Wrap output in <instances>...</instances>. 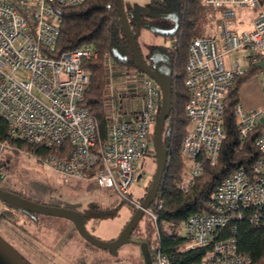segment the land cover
<instances>
[{"label": "built area", "instance_id": "2783aa9c", "mask_svg": "<svg viewBox=\"0 0 264 264\" xmlns=\"http://www.w3.org/2000/svg\"><path fill=\"white\" fill-rule=\"evenodd\" d=\"M84 1L0 0V116L7 123L10 137L46 147L60 146L63 154L34 156L56 171L63 183L93 182L110 187L137 207L140 202L133 201L127 192L141 172L140 160L150 148L160 90L151 77L132 69L124 78L134 86L129 94L141 96L142 103L132 119L113 118L114 106L105 105L104 114L110 123L105 135L99 136L95 117L82 104L89 81L84 63L98 57L97 48L86 42L57 56L51 55L60 31L61 10ZM200 3L215 9V34H194L187 46L184 113L188 123L181 152L188 159V169L179 182L184 191L202 174L205 160L216 161L223 137L224 102L235 77L254 66L255 61L264 62L261 0H200ZM233 6L257 7L251 28L236 31L231 27L235 17ZM170 47L176 49L177 44L171 42ZM243 48L251 51L243 55L235 53L227 63V53ZM102 63L109 77L114 67L112 56L105 54ZM258 68L262 73L263 69ZM113 94L118 101L128 96L116 88ZM232 111L239 135L236 151L249 133L259 127L255 137L259 153L248 169L236 167L216 183L208 210L189 214L183 226L186 240L180 248L205 249L199 260L189 264H250V254L239 250L236 244V221L245 218L264 228V123L261 122L264 106L247 109L238 97ZM10 165L12 162L7 167ZM5 177L6 173L0 172L1 188H8L1 184ZM145 212L156 220L157 214L149 207ZM227 224H231L230 235L218 237L217 231ZM162 225L169 230L166 221ZM150 255L152 264H172L175 256L162 250L159 240L151 245Z\"/></svg>", "mask_w": 264, "mask_h": 264}, {"label": "trees", "instance_id": "16d2710c", "mask_svg": "<svg viewBox=\"0 0 264 264\" xmlns=\"http://www.w3.org/2000/svg\"><path fill=\"white\" fill-rule=\"evenodd\" d=\"M174 1H176V7H178L179 11V14L177 13L178 24L176 29L168 35L174 34L171 42H175L177 47L172 49L169 44L167 48L168 62L165 64L166 72L164 73L171 92L170 112L162 132L167 164L158 193L149 205V209L157 214L156 220H153L145 212L149 218L147 222L149 231L144 240L147 242L149 250L151 245L159 240L162 250L170 256L175 255L172 258V264H189L191 261L199 260L205 253L204 248H180L181 243L186 240V237L181 234V229L189 214L208 210V203L216 183L236 167L248 169L252 159L259 153L255 145V137L259 127L249 133L241 149L236 151L239 145V135L236 131L232 111L233 104L238 98L240 83L259 70V68L256 66L249 67L243 74L235 77L229 95L224 102L223 137L216 161L211 163L205 160L202 174L193 180L188 190H181L179 182L183 178L185 165L181 152V141L188 123L184 113V102L187 98V91L184 85L185 58L189 40L196 34L195 25L199 18L197 7L201 3L200 0ZM125 12L130 29L136 39V32L132 27L133 22H130L128 13L126 10ZM61 13L60 31L51 55L57 56L66 49L86 42H92L98 50L97 58L90 59L84 63L88 68L89 81L84 90L82 104L86 105L90 113L95 117L99 136L103 137L110 123V119L106 118L104 114L106 75L102 63L103 56L109 54L112 56L113 62L122 64L128 69H135L140 73L144 72L138 69L134 61L131 47L122 30L115 0H85L79 5L63 8ZM145 24L147 27H151L149 23ZM129 50L130 52H128ZM130 53L131 56L129 55ZM151 135L152 133L150 137ZM0 141L10 145L16 151L23 149L33 155H44L51 152L63 154L58 145L46 147L10 137L7 134V123L1 116ZM65 146H69L67 142ZM148 188L149 186H147ZM159 203L161 204L160 207H158ZM69 205L72 204L65 206ZM135 209L136 206L133 207V212ZM23 213H26V211L3 201L0 207V222L10 223L12 226H18L23 231H26L23 221H19V217L24 216ZM80 218L83 222L81 215ZM163 221L169 224V230L164 229ZM236 224L235 237L238 249L250 254V264H263L264 228L254 226L245 218L237 220ZM153 232H155L154 235ZM230 233L231 224H227L217 231V236L226 237Z\"/></svg>", "mask_w": 264, "mask_h": 264}, {"label": "rangeland", "instance_id": "374dc122", "mask_svg": "<svg viewBox=\"0 0 264 264\" xmlns=\"http://www.w3.org/2000/svg\"><path fill=\"white\" fill-rule=\"evenodd\" d=\"M157 1L121 0L130 22H133L132 27L136 32L143 58L155 57V61L158 60L157 65L159 63L165 65L168 62L167 48L174 34L163 35L154 30L167 28L171 24V18L161 14L175 9L177 3L174 0ZM235 10L236 21L231 27L236 31L249 28L250 18L258 12L257 7L250 6L236 7ZM197 12L199 18L195 25V33L214 35L215 9L200 4ZM145 23H149L151 27H147ZM250 51V48H243L227 53L225 60L229 63L235 53L243 55ZM129 55L131 56V53ZM251 76L252 74L248 77ZM255 78L264 79V71L256 74ZM129 86L134 88L132 82ZM247 93L251 99L260 103L255 108L264 106L263 86L260 92L250 86ZM159 97L157 115L162 103V94ZM151 133L153 135V130ZM152 135L148 153L139 162L143 175L139 179L135 178L128 188L127 195L135 202H141L145 197L147 184L156 168ZM10 161L12 165L7 167ZM184 161L186 171L188 159L184 158ZM0 172L6 173V177L1 181L2 185L22 193L34 202L63 207L72 204L69 205L70 209L81 215L87 231L102 241H110L117 237L133 214V203L120 197L110 187L98 186L93 182L65 184L56 171L42 165L34 155L23 149L16 151L2 141ZM2 204L3 200L0 199V207ZM32 216L34 217L32 220L31 216H26L28 219L23 215L19 217L26 231L10 223L0 222V238L28 264H144L139 245L149 231L147 229L149 218L145 211L140 215L128 241L118 247L117 254H112L109 250L86 240L77 231L73 222L64 215L35 213ZM181 234H185L184 227Z\"/></svg>", "mask_w": 264, "mask_h": 264}, {"label": "water", "instance_id": "95a60500", "mask_svg": "<svg viewBox=\"0 0 264 264\" xmlns=\"http://www.w3.org/2000/svg\"><path fill=\"white\" fill-rule=\"evenodd\" d=\"M115 4L120 15V21L124 36L131 47L133 58L138 69H140L142 72H144L146 75H148L155 81L162 94L161 109L159 115H157V119L153 127V145H154V153L156 158V168L152 177L150 187L145 197L142 199L139 206L136 207L132 216L124 225L118 236L110 241H102L87 231L80 218V214H78L73 209L63 206H53L43 203H37L26 197L20 196L19 194L14 193L8 189H4L0 187V199L12 205H16L21 208L34 212L64 215L73 222L74 226L76 227L77 231L81 234L82 237H84L86 240H88L89 242L93 243L94 245L100 248L109 250L112 254H117L118 247L128 241L129 236L131 235L137 221L139 220L140 215L145 211L147 207H149V205L151 204L152 200L156 197V194L158 192L159 185L167 164V158L162 141V132H163L164 123L169 115L170 106H171L170 87L164 76V73L166 72L165 65H162V67H160L161 69L155 70L146 64L143 55L141 53L139 44L136 41L130 29L126 12L122 5L121 0H115ZM172 18L174 21V25L172 27L168 29L154 28L156 32L163 35L171 34L175 30L178 24L175 13L172 14ZM254 66L260 67L264 71V62L255 61ZM261 122L264 123V117L261 118ZM141 176L142 173L139 172L136 176V179H139ZM140 248L142 251L143 263L152 264L150 250L145 240L140 242ZM0 264H28V263L22 260L14 252V250L5 241H3L0 238Z\"/></svg>", "mask_w": 264, "mask_h": 264}, {"label": "crops", "instance_id": "0c3cea01", "mask_svg": "<svg viewBox=\"0 0 264 264\" xmlns=\"http://www.w3.org/2000/svg\"><path fill=\"white\" fill-rule=\"evenodd\" d=\"M233 7L235 10L236 7H240V6H233ZM255 15H253L250 18L249 28H251V21ZM235 21H236V10H235V17L231 21V24H234ZM243 29H246V28H243ZM243 29H240V30H243ZM131 73H132V69H128L126 68V66L114 62V67L109 77L108 76L106 77V87L104 90V106L107 104L114 106L113 118L115 119H118V118L132 119L134 117V111L138 109L142 103L141 96H133L129 94L133 90V87L129 86L130 81H126L124 76H128ZM140 74H142V76L146 75L145 73H140ZM256 74H260L258 70L255 73H253L251 77H247L246 79H244L239 85L238 97L240 101L243 103L244 107L247 109L255 108V106L260 104L258 103L257 100L251 99L247 93L250 86H253L259 92L262 90L264 79L257 80L255 78ZM114 88H117L118 90H120L123 95L126 94L128 96L124 97L123 100L118 101L114 97V94H113ZM118 90L117 92H120Z\"/></svg>", "mask_w": 264, "mask_h": 264}, {"label": "flooded vegetation", "instance_id": "af4514ba", "mask_svg": "<svg viewBox=\"0 0 264 264\" xmlns=\"http://www.w3.org/2000/svg\"><path fill=\"white\" fill-rule=\"evenodd\" d=\"M173 13H175L176 14V18H177V20H178V14H179V11H178V7H175V9H173V10H168V11H166L165 13H164V15L166 14V15H168V17H170L171 18V24L167 27V28H161V29H168V28H170V27H172L173 25H174V21H173V18H172V14ZM178 13V14H177ZM178 22V21H177ZM176 29V28H175ZM144 60H145V62H146V64L147 65H150V66H152V68L153 69H155V70H159V69H161L160 67H162V64H158L157 65V61H155L156 59H155V57H153V58H147V59H145L144 58ZM156 63V64H155ZM142 173V172H141ZM142 175H143V173H142ZM153 177V176H152ZM152 177L149 179V182H148V184H147V186H149L150 187V184H151V181H152ZM4 189H8V190H10V191H12V192H14V193H17V194H19L20 196H23V197H25L24 195H22V193H20V192H18V191H16V190H12V189H9V188H4ZM149 189V188H148ZM148 189H147V192H148ZM1 201H2V199H1ZM4 201V200H3ZM6 202V201H5ZM8 203V202H7ZM16 206V205H15ZM17 207H19V206H17ZM66 207H68V208H71L70 206H66ZM21 208V207H20ZM21 209H23V210H25L26 211V213H23L24 214V216L26 217V216H31V220L34 218L32 215L33 214H35V213H39V212H34V211H30V210H27V209H24V208H21ZM27 218V217H26ZM28 219V218H27ZM140 246V245H139ZM141 249V248H140ZM141 253H142V251H141Z\"/></svg>", "mask_w": 264, "mask_h": 264}]
</instances>
